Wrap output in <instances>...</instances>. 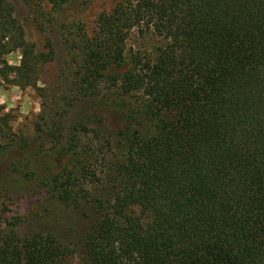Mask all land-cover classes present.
Wrapping results in <instances>:
<instances>
[{
  "label": "trees",
  "instance_id": "trees-1",
  "mask_svg": "<svg viewBox=\"0 0 264 264\" xmlns=\"http://www.w3.org/2000/svg\"><path fill=\"white\" fill-rule=\"evenodd\" d=\"M64 26L78 95L109 92L111 103L88 104L111 107L94 132L121 155L90 192L86 182L101 178L75 143L88 123L73 125L43 182L61 204H85L83 221L65 243L2 217L0 264H264V0H117L91 27ZM53 58L50 40L28 41L0 0V86H36ZM4 109L0 148L13 140Z\"/></svg>",
  "mask_w": 264,
  "mask_h": 264
},
{
  "label": "rangeland",
  "instance_id": "rangeland-1",
  "mask_svg": "<svg viewBox=\"0 0 264 264\" xmlns=\"http://www.w3.org/2000/svg\"><path fill=\"white\" fill-rule=\"evenodd\" d=\"M8 1L14 6V16L24 26L27 40L35 43L37 48H43L49 39L54 58L43 66L36 86L22 88L11 83L0 86L7 101L1 105L8 108L13 133L10 144L0 148V219L19 217L18 230L21 234L51 231L61 241L68 243L73 239V231L83 221L82 213L86 205L65 206L51 197L43 182L47 164L54 158V152L67 144L73 125L83 121L88 123L87 134L80 130L75 136V143L88 151L89 171L95 172L97 179L101 178L100 181L86 182V189L95 193L106 187L113 160L120 157L121 152L111 149L105 135L102 137L103 134L94 132L100 126V113L111 116V107L89 109L88 104L99 100L111 103L109 92L104 88L103 96L101 94L94 98L78 95L64 25L83 23L91 27L97 14L109 11L117 0H68L58 7L43 0L41 9H33L23 0ZM140 41L133 34L128 43L137 46ZM5 58L9 64L17 65L19 50L8 53ZM37 103L41 109L39 113L34 111ZM56 126L62 127V137L54 145V134L50 132ZM4 141V138H0V143ZM79 262L75 255L69 263L81 264Z\"/></svg>",
  "mask_w": 264,
  "mask_h": 264
},
{
  "label": "clouds",
  "instance_id": "clouds-1",
  "mask_svg": "<svg viewBox=\"0 0 264 264\" xmlns=\"http://www.w3.org/2000/svg\"><path fill=\"white\" fill-rule=\"evenodd\" d=\"M11 62V61H10ZM18 62V61H17ZM43 85H41V87H42ZM7 101H6V99H5V96H4V94H3V91H2V89H0V104H4V103H6ZM12 106H14V105H12ZM40 107H39V104L37 103V106L35 107V109H34V111L36 112V113H39L40 112ZM4 111L5 112H7L8 111V108H5L4 109ZM25 114H27V109H25ZM15 130V129H14ZM117 248L119 247V245H118V242H117Z\"/></svg>",
  "mask_w": 264,
  "mask_h": 264
}]
</instances>
